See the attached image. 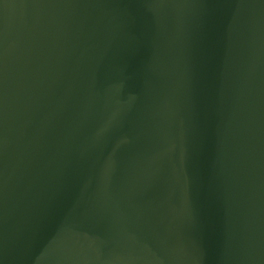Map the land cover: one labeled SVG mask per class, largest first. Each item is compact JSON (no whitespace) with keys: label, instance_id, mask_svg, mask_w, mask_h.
Returning a JSON list of instances; mask_svg holds the SVG:
<instances>
[{"label":"water","instance_id":"obj_1","mask_svg":"<svg viewBox=\"0 0 264 264\" xmlns=\"http://www.w3.org/2000/svg\"><path fill=\"white\" fill-rule=\"evenodd\" d=\"M0 264H264V0H0Z\"/></svg>","mask_w":264,"mask_h":264}]
</instances>
